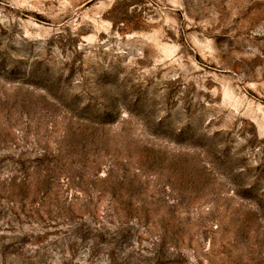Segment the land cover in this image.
Listing matches in <instances>:
<instances>
[{"label":"rangeland","instance_id":"374dc122","mask_svg":"<svg viewBox=\"0 0 264 264\" xmlns=\"http://www.w3.org/2000/svg\"><path fill=\"white\" fill-rule=\"evenodd\" d=\"M0 264H264V0H0Z\"/></svg>","mask_w":264,"mask_h":264}]
</instances>
